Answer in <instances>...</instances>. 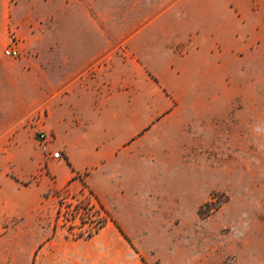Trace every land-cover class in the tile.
I'll return each mask as SVG.
<instances>
[{
  "label": "rangeland",
  "instance_id": "rangeland-1",
  "mask_svg": "<svg viewBox=\"0 0 264 264\" xmlns=\"http://www.w3.org/2000/svg\"><path fill=\"white\" fill-rule=\"evenodd\" d=\"M35 6L36 50L18 46L12 60L34 67L36 91L29 111L0 139V152L13 155L5 173L19 178L0 193V264H60L63 254L75 264H264V41L256 32L227 53L240 61L229 68L235 83L188 90L205 82L203 67L193 64L214 50L203 38L205 25L264 23V0H35ZM71 34L98 39L100 81L116 100L122 92L133 104L169 103L184 120L206 124L197 128L193 154L166 156L162 167L148 160L145 179L125 173L130 191L114 212L83 186L56 187L47 169L53 152L63 158L44 124L63 105V35ZM177 56L185 57L180 69ZM139 57L149 67L142 90L134 66L129 73L122 64ZM11 110L0 107V115ZM106 224L111 232L101 230ZM108 241L113 251L104 248Z\"/></svg>",
  "mask_w": 264,
  "mask_h": 264
},
{
  "label": "crops",
  "instance_id": "crops-1",
  "mask_svg": "<svg viewBox=\"0 0 264 264\" xmlns=\"http://www.w3.org/2000/svg\"><path fill=\"white\" fill-rule=\"evenodd\" d=\"M35 8V0H0V107L12 108L7 115H0V139H4L29 111L30 93L36 91L34 67L15 63L3 52L10 43L28 54L36 50ZM11 32L13 40L9 36ZM256 32L264 41V23H233L231 26L207 23L202 35L214 50L209 57L193 64L194 69L203 67L205 82L191 84L188 90L208 91L213 82H217L220 89L227 86L228 81L235 83L237 73H229V68L236 69L240 61L236 57L229 61L227 53L240 50L241 43H251ZM98 55L96 37L63 35V105L59 109L53 107L44 124L45 130L56 140L52 147H59L63 158L48 160L47 169L54 175L56 187L63 186L72 192L83 186L103 208L114 212L119 199L129 193L123 185L125 173H139V177L145 179L148 160L153 162L152 166L162 167L166 156L193 154L199 136L197 128H204L206 124L191 118L184 120L169 103L162 109L149 105L147 99L133 104L122 92L116 100L110 93L111 86L101 84ZM184 59V56L176 57L175 65L179 69ZM122 64L129 73L134 66L142 90L145 85L142 82L146 83L144 74L147 75L146 69H149L144 59L139 57L133 63L131 58H124ZM169 125L174 126V130L169 131ZM19 134L20 131L14 132V136ZM12 156L0 152V193L5 182L19 183L17 175L13 178L5 173ZM26 159L30 161L29 153ZM101 230L111 232L112 229L106 224ZM103 246L108 252L114 250V244L109 241ZM64 248L63 245L66 252ZM79 255L78 250L73 251V257ZM75 263L64 254L60 262Z\"/></svg>",
  "mask_w": 264,
  "mask_h": 264
},
{
  "label": "built area",
  "instance_id": "built-area-1",
  "mask_svg": "<svg viewBox=\"0 0 264 264\" xmlns=\"http://www.w3.org/2000/svg\"><path fill=\"white\" fill-rule=\"evenodd\" d=\"M4 54L6 56H9V57H18L20 55V50L18 47H16L15 45H12L11 43L8 44L4 50H3ZM40 138H44V133H39L38 135ZM52 156L53 157H58L59 156V152L58 151H55L52 153Z\"/></svg>",
  "mask_w": 264,
  "mask_h": 264
},
{
  "label": "trees",
  "instance_id": "trees-1",
  "mask_svg": "<svg viewBox=\"0 0 264 264\" xmlns=\"http://www.w3.org/2000/svg\"><path fill=\"white\" fill-rule=\"evenodd\" d=\"M121 232V231H120Z\"/></svg>",
  "mask_w": 264,
  "mask_h": 264
}]
</instances>
